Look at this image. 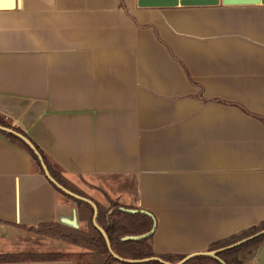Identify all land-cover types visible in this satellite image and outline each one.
Instances as JSON below:
<instances>
[{
	"label": "crops",
	"instance_id": "crops-1",
	"mask_svg": "<svg viewBox=\"0 0 264 264\" xmlns=\"http://www.w3.org/2000/svg\"><path fill=\"white\" fill-rule=\"evenodd\" d=\"M0 117L92 201L151 214L156 256L207 252L264 223V4L0 0ZM43 224L80 230L77 205L0 132V256L68 250Z\"/></svg>",
	"mask_w": 264,
	"mask_h": 264
},
{
	"label": "trees",
	"instance_id": "trees-1",
	"mask_svg": "<svg viewBox=\"0 0 264 264\" xmlns=\"http://www.w3.org/2000/svg\"><path fill=\"white\" fill-rule=\"evenodd\" d=\"M0 125L5 128L12 129L15 132L27 137V135L22 130L13 127L9 122L4 120L2 117H0ZM0 132L4 134L10 141L23 147L27 152H29V154L38 163V165L42 167L36 153L21 138H19L15 134L8 133L6 131L0 130ZM33 145L36 147L40 155L43 157L50 175L63 187L67 188L68 190L80 196H83L70 186V184L60 174L59 171H56L53 168L51 162L45 156L43 151L34 143ZM55 188L57 191H59L60 193H62L63 195L70 198L76 203L80 216L82 215L83 211L85 213L87 212L90 215L89 232L84 233L82 231L73 228H68L59 224H43L38 228L33 229V231L39 234L49 235L55 238L66 240L71 242L72 244L86 247L89 250L96 253L98 256L102 258L105 257L104 264H113L117 262L121 264H130L126 262H119L110 254L102 233L93 224V216H94L93 207L84 201L73 199L72 197L68 196L67 194L59 190L56 186ZM96 205L98 208L96 222L98 226L101 227L108 235L112 250L119 258L123 260H143L147 258L157 257L169 264L178 263L185 258L184 256H175V255L156 256L155 253L153 252L151 245V240L153 235L147 239H143L139 241L124 240L126 237L143 236L149 233L153 229L155 224L154 219L149 215H147L146 213L141 212V210H138L136 208L122 207L114 203H111L109 209H105L99 204ZM125 210H134L136 211V213H129L126 212ZM263 230H264V223L226 242L215 244L210 248L209 251L219 250L231 246ZM262 244H264V236L255 239L253 241H250L248 243H245L236 249L223 252L219 255V258L225 264H239L237 259L240 254L245 253V254L253 255L260 248ZM61 258H63V255L56 253V254H50L44 256L43 255L0 256V261L39 260V259L58 260ZM135 264H161V263L158 261H151L147 263H135ZM185 264H222V263L219 260L210 257L198 256L192 258L190 261H188Z\"/></svg>",
	"mask_w": 264,
	"mask_h": 264
},
{
	"label": "water",
	"instance_id": "water-1",
	"mask_svg": "<svg viewBox=\"0 0 264 264\" xmlns=\"http://www.w3.org/2000/svg\"><path fill=\"white\" fill-rule=\"evenodd\" d=\"M223 4L226 6H234V5H257V4H264V0H222ZM220 4V0H138V5L141 8H174V7H201V6H217ZM0 130L2 131H6L8 133H12L15 134L16 136H18L19 138H21L38 156L41 166L43 168V171L46 175V177L48 178V180L54 185L56 186L59 190H61L63 193L67 194L68 196L72 197L75 200H81L84 201L88 204H90L93 209H94V216H93V224L94 226L102 233L107 248L110 252V254L119 262H126V263H130V264H135V263H147V262H151V261H158L161 264H169L164 262L163 260H161L160 258L157 257H153V258H147V259H143V260H123L121 258H119L112 250L108 235L106 234V232L98 226L97 222H96V218H97V214H98V208L97 205L84 197L79 196L78 194L68 190L67 188L63 187L62 185H60L49 173V170L44 162L43 157L40 155V153L38 152V150L36 149V147L33 145V143L31 142V140L25 136H23L22 134H19L17 132H15L12 129L9 128H5L3 126L0 125ZM126 212L129 213H136V211L134 210H125ZM143 213H146L147 215H149L150 217H152L151 214L141 211ZM153 218V217H152ZM156 229V224H154L153 229L140 237H126L124 240H134V241H139V240H143V239H147L150 236L153 235V233L155 232ZM264 236V230L249 237L246 238L240 242H237L231 246L219 249V250H214V251H207V252H200V253H196L190 256L185 257L183 260H181L179 263L177 264H185L188 261H190L192 258L194 257H198V256H203V257H210L216 260H219L222 264H225L220 258L219 255L223 252L226 251H230L233 249H236L240 246H242L245 243H248L250 241H253L255 239H258L260 237Z\"/></svg>",
	"mask_w": 264,
	"mask_h": 264
},
{
	"label": "rangeland",
	"instance_id": "rangeland-1",
	"mask_svg": "<svg viewBox=\"0 0 264 264\" xmlns=\"http://www.w3.org/2000/svg\"><path fill=\"white\" fill-rule=\"evenodd\" d=\"M54 168V167H53ZM55 169V168H54ZM56 171H58L57 169H55ZM71 186V185H70ZM72 187V186H71ZM74 190H76L78 193H80L81 195L84 196V198H87L89 200H91L90 198H88L84 193L80 192L79 190L75 189L74 187H72ZM80 196V195H79ZM81 196V197H83ZM92 201V200H91ZM95 204H99L100 206H102L103 208L105 209H109L110 208V205L111 203H114V204H118L120 206H122L121 204H119L117 201H112V200H108L107 204H100L96 201H93ZM123 207V206H122ZM127 208V207H126ZM80 220H81V228L79 231H82L84 233H87L89 232V224H90V215L86 212H82V215L80 216ZM34 233H36L35 231H32ZM36 234H39V233H36ZM43 237H46V238H50V239H53V240H56V241H60V242H63L65 244H67V246H69V249L68 250H65L63 251L64 253L62 254L63 256H67L71 259H73L75 261V264H104V261H105V257H100L98 256L96 253H94L93 251L89 250L88 248L86 247H83V246H80V245H76V244H72L71 242L69 241H66V240H62V239H59V238H55L53 236H49V235H43V234H39ZM261 246H264V244H262ZM260 246V247H261ZM256 253V252H255ZM55 254V253H53ZM58 254V253H57ZM245 254V253H244ZM28 255H50L49 253H41V254H28ZM243 254H240L238 259L237 260H240L241 256ZM256 256V255H255ZM94 258V260H93ZM255 261V260H254ZM240 262V261H239ZM249 262V261H248ZM179 263V262H178ZM241 263V262H240ZM113 264H121V263H113ZM177 264V263H175ZM242 264V263H241Z\"/></svg>",
	"mask_w": 264,
	"mask_h": 264
}]
</instances>
